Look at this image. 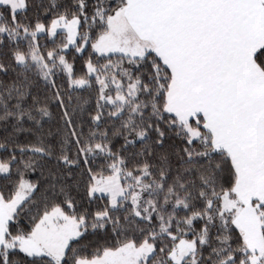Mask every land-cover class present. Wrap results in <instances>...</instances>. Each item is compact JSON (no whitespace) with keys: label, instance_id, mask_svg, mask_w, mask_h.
Wrapping results in <instances>:
<instances>
[{"label":"snow or ice","instance_id":"1","mask_svg":"<svg viewBox=\"0 0 264 264\" xmlns=\"http://www.w3.org/2000/svg\"><path fill=\"white\" fill-rule=\"evenodd\" d=\"M0 264H264V0H0Z\"/></svg>","mask_w":264,"mask_h":264}]
</instances>
